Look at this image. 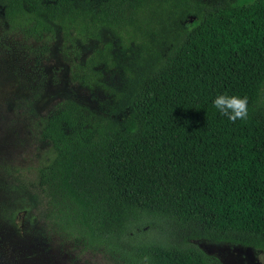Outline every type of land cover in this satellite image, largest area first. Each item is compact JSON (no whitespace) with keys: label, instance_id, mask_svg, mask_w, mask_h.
I'll return each mask as SVG.
<instances>
[{"label":"trees","instance_id":"16d2710c","mask_svg":"<svg viewBox=\"0 0 264 264\" xmlns=\"http://www.w3.org/2000/svg\"><path fill=\"white\" fill-rule=\"evenodd\" d=\"M4 13L33 37L107 35L81 68L110 108L68 99L41 131L54 225L136 264H223L202 238L264 250V0H5ZM222 92L247 97L246 119L219 113ZM127 108L135 125L119 129Z\"/></svg>","mask_w":264,"mask_h":264},{"label":"rangeland","instance_id":"374dc122","mask_svg":"<svg viewBox=\"0 0 264 264\" xmlns=\"http://www.w3.org/2000/svg\"><path fill=\"white\" fill-rule=\"evenodd\" d=\"M4 9L0 0V264H136L103 243L54 225L46 217L47 198L39 183V169L55 156L41 134L47 117L68 99L99 113L110 108L112 94L88 87L81 68L107 35L94 38L57 26L54 33L33 37L10 28ZM114 118L119 129L135 125L131 108ZM195 242L223 264H264V250L256 247L206 238Z\"/></svg>","mask_w":264,"mask_h":264},{"label":"clouds","instance_id":"9594fccd","mask_svg":"<svg viewBox=\"0 0 264 264\" xmlns=\"http://www.w3.org/2000/svg\"><path fill=\"white\" fill-rule=\"evenodd\" d=\"M212 104L220 114L227 116L230 121L237 119H246L248 116V100L246 96L219 93L213 100Z\"/></svg>","mask_w":264,"mask_h":264}]
</instances>
